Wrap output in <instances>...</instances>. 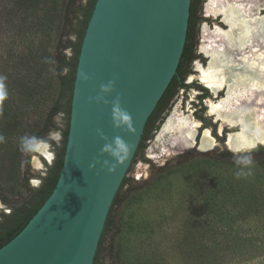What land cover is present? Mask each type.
Here are the masks:
<instances>
[{"label": "water", "instance_id": "1", "mask_svg": "<svg viewBox=\"0 0 264 264\" xmlns=\"http://www.w3.org/2000/svg\"><path fill=\"white\" fill-rule=\"evenodd\" d=\"M190 4L96 0L78 56L59 178L26 226L0 248V264H93L147 120L177 72ZM109 82L113 90L105 94L101 86ZM116 101L131 116V129L116 127ZM117 137L128 146L118 159L104 151L115 148Z\"/></svg>", "mask_w": 264, "mask_h": 264}, {"label": "trees", "instance_id": "2", "mask_svg": "<svg viewBox=\"0 0 264 264\" xmlns=\"http://www.w3.org/2000/svg\"><path fill=\"white\" fill-rule=\"evenodd\" d=\"M82 1L0 0V33L8 36L7 41L0 42V76L6 77L4 85L7 91V98L0 101V136L4 137V141L0 143V198L10 207L9 212L0 211V248L26 226L50 196L60 175L69 130L78 56L96 2L86 0L82 4ZM202 1L191 0L186 42L177 72L147 120L132 164L162 121L163 117L158 120L161 113L168 108L178 87L183 85L179 84V76L187 70V64L194 58L195 15L197 6ZM54 32L58 34L56 42L53 38ZM68 49L70 54L67 53ZM52 82H57L58 85L55 99L42 108L39 105L40 96L51 88ZM38 112L42 114L37 115ZM59 113L65 115L62 128H58L55 122ZM56 129L62 132V144L57 148L53 162L50 165L45 162L46 173L36 175L41 181L40 185L33 186L30 180L34 175L30 174V170L34 146L41 141L53 143L48 135ZM23 137L31 139L28 148H22ZM238 155L222 151L213 155L211 160L214 165L229 162L233 166L236 165L234 157ZM252 159L251 167L256 166L264 171V146L259 148ZM209 165L210 163L205 165L202 162L199 168ZM207 175L208 171H205L189 178L193 187L188 186L191 190L185 192V201L188 202L185 207L191 206L188 209L197 211L201 206L211 207L220 217H224L223 208L230 203L235 204L241 213L264 210V188L262 185L261 188L258 187L254 179H236L224 174ZM126 185L129 191L138 190V181L126 174L108 213L93 264H101L106 251L105 241L116 234H110L115 224L114 209L127 198L123 191ZM152 187L145 186L139 192L146 195ZM188 217L190 219L191 215ZM193 223L191 220L187 221L190 235H186L183 248L189 250L193 260L206 262L211 253L210 245L218 246L221 242L215 239L217 235L214 232L220 234L223 231L218 226L216 229L209 227L208 223H194L197 232L193 234ZM211 233L214 235L211 236Z\"/></svg>", "mask_w": 264, "mask_h": 264}, {"label": "rangeland", "instance_id": "3", "mask_svg": "<svg viewBox=\"0 0 264 264\" xmlns=\"http://www.w3.org/2000/svg\"><path fill=\"white\" fill-rule=\"evenodd\" d=\"M220 1L224 2L225 0H205L202 4V8H204L205 4V11L208 15L207 18L204 15V18L207 19L206 22L211 26L209 27L207 23L205 24L211 30L218 28L213 26V24H217L215 22L216 12L213 10L219 6ZM85 3L86 0H83L82 4ZM208 8L210 9L208 10ZM262 12L264 13V11ZM7 38L8 36L0 33V42L7 41ZM53 38L56 42L58 39L57 32H54ZM214 38L219 44L222 37L217 36L215 32L214 34L205 33V36H202L201 43L205 42L203 41L204 39L210 40ZM67 53L70 54L69 49ZM207 61L208 57L206 64ZM50 72H52V68H50ZM198 73L192 75L191 78H198ZM188 80L189 77L186 82ZM57 86V82H52L51 88L40 96V107L44 108L53 102ZM197 91L196 88H190L185 92L180 90L179 95L174 98L175 102L172 109L167 113L164 120L174 110L173 107L177 106L180 113H182L181 109L184 108V113L190 115L192 120L201 123V119L196 115L199 108L196 107L197 110H194V107L191 106L193 100H196ZM262 96L264 98V93H262ZM182 99L184 103H181ZM209 100L208 104H210ZM198 104L195 105L198 106ZM261 110L264 111V103L261 105ZM39 114H42V112L37 113V115ZM210 114L209 106L204 113L208 128L204 129H210V125H213L212 121L216 119L215 115L214 117ZM64 117L63 113H59L55 117L58 128L64 127ZM163 121L157 130L152 132L151 139L146 141L145 148L137 156L135 163L130 166L127 175L138 181V190L129 191L127 185L124 187L123 191L127 198L114 209L115 224L110 234L114 232L116 234L114 237L109 236L106 239V251L101 264H264V210L259 209L256 213L250 212L249 214H246L248 211L241 213L240 210L236 209L235 204L230 203L229 206L227 204V207L223 208L224 217H220L218 212L211 207L201 206L197 211L188 209L191 206L185 207V204H188L185 201L187 198L185 192L189 191V189L191 190L189 187L192 186L189 182L190 177L200 175L205 171H208L207 177L214 176V174L235 177L234 172L237 169V165L231 166L228 164L229 162H220L214 165V162L211 160V157L218 152H226L231 149L228 150V146L226 147L221 141H218V144L212 150L207 151L200 150L197 147L199 142L195 143L191 148L174 146L161 149L157 148V145L154 147L155 139L158 136V132H160L159 129L164 123ZM200 126L204 127L203 124ZM217 126L220 127L219 131L222 130V127L226 126L237 127L230 126L222 120L217 121ZM238 129L240 130V128ZM48 138L53 143L41 141L34 146L30 170V174L34 175L30 180L33 186L40 185L41 181L36 175H44L46 173L47 167L45 162L48 165L53 162L56 150L61 146L63 141V135L59 129L52 130ZM262 145L264 144H259L255 149L250 151L235 153L239 155L250 154L254 157ZM40 146L44 147V150L40 151ZM44 156H47L49 160ZM202 162L205 165L210 163V165L205 168H199ZM252 173L253 175L247 178L254 179L258 183L256 184L258 187L261 188L262 185V188H264L263 169L253 166ZM155 182L158 183L153 186L152 184ZM145 186L146 188L149 186L153 187L149 190L148 194L143 195L139 191L143 187L145 188ZM1 210L9 212L10 207L3 203L0 198ZM190 215L191 218L188 219ZM188 220L198 224L208 223V226L213 227V229H216L218 226L223 231L220 234L219 232H214L217 235L215 239L221 242H218V246L210 245L211 253L206 262L193 260L189 254V250L183 248V246L185 247L186 235H190L189 228H187ZM194 223L191 225V233L196 234L197 231L194 228ZM214 233H211V236ZM207 236L209 237L208 233Z\"/></svg>", "mask_w": 264, "mask_h": 264}, {"label": "bare ground", "instance_id": "4", "mask_svg": "<svg viewBox=\"0 0 264 264\" xmlns=\"http://www.w3.org/2000/svg\"><path fill=\"white\" fill-rule=\"evenodd\" d=\"M258 2L259 0L223 2L222 12L227 29L218 27L213 31L206 25L204 27L206 32H215L222 37V42L214 47L203 46L209 55L208 63L206 66H196L200 71V80L213 93L223 88L225 90L220 100L215 103L210 101V112L217 120L240 126L239 131L230 132L227 138L229 148L235 152L250 151L259 144H264V111L261 110L264 103V13L258 17L251 12L253 7L256 12L264 7V0ZM200 125L190 115L180 113L176 106L162 124L154 147L191 148L196 142L197 128ZM215 146L211 130L205 129L200 138L199 149L207 151ZM39 150H44V147L40 146Z\"/></svg>", "mask_w": 264, "mask_h": 264}, {"label": "flooded vegetation", "instance_id": "5", "mask_svg": "<svg viewBox=\"0 0 264 264\" xmlns=\"http://www.w3.org/2000/svg\"><path fill=\"white\" fill-rule=\"evenodd\" d=\"M204 1L205 0H203L202 2H200L198 4V6H197V9H196V15H195V44H194V49H193L194 58L190 61V63L187 64V70L185 72H183L179 76V79H180L179 80L180 81L179 84L182 83L183 85L178 87V90L173 95L172 99L170 100V103H169L168 108H166L165 110H163V112L161 113L160 117L158 118V120H160L163 117L162 121L164 120V118L167 115V113L170 112V110L172 109V106H173V104L175 102V99L174 98L179 95V91L180 90L182 92H185V91H188L190 88H196L198 90L197 93H196V100H193V104L191 106L194 107V110H197L196 107L199 108V110L196 113V115H197L198 118L201 119L200 120L201 121V124L204 125V127L199 126V128H197L198 132H197L196 137H195V141H196L195 143L196 144L198 142H200L199 137L201 138L202 133L205 130L204 128H208L206 126L208 124L206 122L207 119L204 117V113L207 111V108L210 106V104H208V100L211 99L209 101H213L215 103L216 101L220 100L223 97V95L225 94L224 88L221 89V90H219L217 93H213L211 91V89L207 85H205L201 80H199L200 79V71L196 69L197 64H201L202 66H206V59H207V57H209V55L206 53V49L203 46H206V47H208V46H212V47L218 46V43L215 40V38L214 39H210V40L204 39L203 41H205V42L204 43H201L202 42V36H205V33L210 34V33L206 32L205 29H204V27L206 25L205 23H207V25H209V27L211 26L210 24H208V22H206L207 19L204 18V15L206 16V18L208 17V15H207V13L205 11V4H204V8H202V4H203ZM259 2H261V0H259ZM222 6H223V2H220L219 3V6H217L213 10L214 12H216V15H215V19L216 20H215V22L217 23V24H213V26L221 27L222 29H227L228 25L224 21V14L222 12ZM263 9H264V7L262 9H260L259 12H256V10L254 9V7L251 8L252 15H254V16L256 15L258 17H261V15L263 14L262 11H264ZM220 14H222V15H220ZM203 24H205V25H203ZM216 29L217 28H215L214 30H216ZM213 34H214V32H213ZM220 42H222V41H220ZM204 53L207 54V55H205ZM207 63H208V61H207ZM197 73H198V78L199 79L197 77L191 78L192 75L197 74ZM188 77H189V80H188V82H186V80H187ZM182 97H184V95H182ZM181 103H184V100L183 99L181 100ZM197 103H199L198 106L195 105ZM181 107H183V106L181 105ZM174 108H175V106L173 107V109ZM183 109L184 108L181 109L182 112H183ZM208 112H209V109H208ZM210 115H213V114H210ZM162 121L159 123V125L162 123ZM203 121H205V122L203 123ZM217 121H218L217 119H214V121H212L213 122V125L212 124L211 125L209 124L211 126L210 129H211L212 138L216 142V145L218 144V141H221V142H223L226 145V147L228 146V150H230L231 147L229 148V143H228L227 138H228L230 132L232 133V132H235L237 130L239 131L238 128H240V126L238 124L237 125H233V126H237L238 128L237 127H228V126H226V127H222V130L219 131V128L220 127H218V126L216 127ZM230 126H232V125H230ZM156 130H154V131H156ZM200 134H201V136H200ZM226 142H227V144H226ZM198 146H199V143H198L197 147ZM231 150L228 151V152L233 153V154H237V153H235V151L233 152Z\"/></svg>", "mask_w": 264, "mask_h": 264}, {"label": "clouds", "instance_id": "6", "mask_svg": "<svg viewBox=\"0 0 264 264\" xmlns=\"http://www.w3.org/2000/svg\"><path fill=\"white\" fill-rule=\"evenodd\" d=\"M67 69H65L66 73ZM84 80H88L89 77L86 74H82ZM6 80V77L0 76V101H3L7 98V91L5 89L4 81ZM101 90L103 93L107 94L110 93L113 90V83L109 82L108 85H102ZM98 100L103 99V96L98 97ZM106 102V101H105ZM113 118L116 127H121L123 125H126L131 129V116L123 111L121 107L119 106V101H116L113 107ZM101 136H103V133H101ZM4 141V137L0 136V143ZM22 148H28L31 145V139L27 137L22 138ZM105 152L111 153L115 158H120L122 153H125L128 151V146L119 138L117 137L115 140V148H113L111 145H106L104 148ZM234 162L237 165V169L234 172V176L236 179L241 178H247L253 175L252 173V164L253 159L250 154H244V155H238L234 157ZM107 163V162H106ZM94 167V165H93ZM110 171H115V167L113 166Z\"/></svg>", "mask_w": 264, "mask_h": 264}]
</instances>
